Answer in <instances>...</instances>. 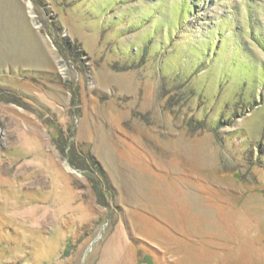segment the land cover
I'll return each mask as SVG.
<instances>
[{
	"label": "rangeland",
	"instance_id": "1",
	"mask_svg": "<svg viewBox=\"0 0 264 264\" xmlns=\"http://www.w3.org/2000/svg\"><path fill=\"white\" fill-rule=\"evenodd\" d=\"M0 264H264V0H0Z\"/></svg>",
	"mask_w": 264,
	"mask_h": 264
},
{
	"label": "trees",
	"instance_id": "2",
	"mask_svg": "<svg viewBox=\"0 0 264 264\" xmlns=\"http://www.w3.org/2000/svg\"><path fill=\"white\" fill-rule=\"evenodd\" d=\"M74 53H75V52H73V51L71 50V54H73V56H75ZM92 164H93V166L97 165V164H95V163H93V162H92ZM96 169L99 170L98 167H97ZM99 171H100V170H99Z\"/></svg>",
	"mask_w": 264,
	"mask_h": 264
}]
</instances>
